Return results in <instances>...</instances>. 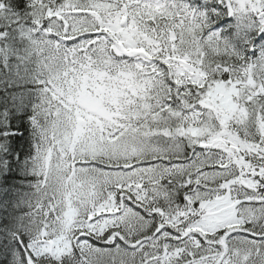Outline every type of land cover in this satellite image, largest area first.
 I'll return each mask as SVG.
<instances>
[{
    "label": "snow or ice",
    "instance_id": "obj_1",
    "mask_svg": "<svg viewBox=\"0 0 264 264\" xmlns=\"http://www.w3.org/2000/svg\"><path fill=\"white\" fill-rule=\"evenodd\" d=\"M0 264H264V0H0Z\"/></svg>",
    "mask_w": 264,
    "mask_h": 264
}]
</instances>
